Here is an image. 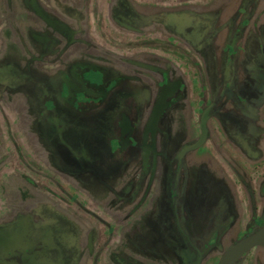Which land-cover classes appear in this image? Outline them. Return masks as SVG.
<instances>
[{
  "label": "flooded vegetation",
  "instance_id": "flooded-vegetation-1",
  "mask_svg": "<svg viewBox=\"0 0 264 264\" xmlns=\"http://www.w3.org/2000/svg\"><path fill=\"white\" fill-rule=\"evenodd\" d=\"M35 1L36 8L39 9L38 12L31 5V1L27 0L38 18L43 22L53 23L40 8L39 0ZM86 1L76 0L80 6ZM101 1L102 4L97 10L93 11L90 8V13L94 15V18L97 15V18H102V20L111 23L112 26L106 22V27L103 30L108 32L112 38L119 36L120 34L116 32L123 29L125 31H131L127 37H123L125 40H131L132 42L136 39H147L150 35L147 36L141 29H137L132 20L141 18V16L146 17L150 10H154L153 15L156 18L164 15L169 19L167 23H169L171 28L173 27V34L170 33L167 37L164 35L163 38L173 48H177L176 51H178V48L182 51L179 50V55L175 54L172 49L165 51L166 45H162L163 38H158L159 51L151 52L149 50V56H154L155 54V58H158L156 55L164 57L166 54L171 61V66L167 69L159 66L154 61L149 63L142 60L135 55L136 52L133 47L124 48L122 45L114 44L112 40L104 44L95 43L91 47V52L94 51L95 53L93 55L94 58L96 57L97 62H100L99 66L107 67L109 65H115L116 68L119 66L117 69L123 70L124 64L121 63L123 60L118 62L121 56V59L124 57L126 63L131 62L133 66L137 64L136 67L138 68L142 67L145 70H152L158 74V79L152 81V94H150L148 105L140 104L132 113L126 112L131 107L127 104L126 98L119 96V93L121 95L126 93L125 88L122 87V89L119 87V83L122 81L121 79H114L112 83L115 82L116 84L113 86L109 82L107 85L109 87L111 85V87L105 88L101 82L93 79L95 76L93 77L92 75L85 78L86 85L90 87L92 92L90 96L92 103L89 108L85 104L86 99L78 91L77 86H80V84H76V81L72 80L71 76L67 77L69 83L66 82L64 88L62 86L61 92L57 94L55 99L50 96L38 97L39 102L35 106L37 113L38 110L40 112L38 114H34L32 111L29 112L30 117H38L41 121L38 123V127L36 125L35 130L33 129L34 124L30 127V130L32 132L35 131L37 136H39L37 140H27L25 125L24 127L22 125L19 126L15 124V120L11 124L9 119L0 113L1 117H5L8 120V124L3 125L0 117V155L4 157L0 159V178L12 176L20 180L22 178L26 182L25 186L17 187L22 197L20 198V203L12 205L0 202V264H65V252L63 247L59 245L60 243H57L55 240V231L50 228L41 229L42 224H40L41 226L33 224L32 216L28 212H23V200L28 195H33L34 192L35 195L41 194L49 202L48 207L52 211L53 219L57 218L56 213L55 217L53 216L56 208L57 211H68L70 207L75 205L77 207L75 210L80 215L82 214L84 219H88L90 222L93 220L97 225L95 228L99 229V235H97L99 239L98 248L96 249V252H98L97 257L101 255L102 259L105 258L103 257L105 247L109 248L110 245H114V242H117V237L119 236L118 228L116 229L117 222L114 220L111 222L104 221L97 216L96 210H98V207L95 203H89L88 205H91L89 206L90 208L86 207L84 205L85 203L82 205L74 203L67 192L68 189L75 190L74 187L69 185L70 181L76 182L75 179L77 177L88 174L94 177L95 182L101 184L104 189V194L114 196L121 192V196H132L133 199H137V204L132 201V208L127 204V210L124 212V214L127 213L130 216H134L142 207L149 208L150 210L157 203H164L166 205V200H161V198L164 197V189L169 183L168 177L171 173L168 170L172 165L171 162H175L176 165L181 164L183 157L188 151L182 155L180 154L182 148L185 145L194 143L200 135L199 130L197 139L194 142L185 144L183 147H175L172 143L173 140H170L167 136L166 130H169L168 124L170 123L172 125L174 123V119L168 117V115L169 113L172 115L173 113L182 115L190 105H194L195 112L193 115L198 117V120L202 111L208 105L211 106L207 120V138L210 133L211 144L207 150L209 148L211 149L213 144L217 142L221 144L223 142V147L226 146L234 153L228 155L225 149L221 148L218 144L215 151L218 165H226L231 161V158L234 157L233 159H236L238 157L235 154H243L245 157V173L248 174L254 186L252 195L257 197H255L254 201V208L257 210H255L253 218L251 219L248 216V202L240 195L243 206L240 212L241 214L239 213L235 220L232 219L233 221H230L225 231L224 227L227 220L223 218L224 214L214 215L210 212V222L205 230L194 235H185L184 237H182L184 235L183 232H180L182 235L177 233L174 236L178 242V239H184V244L181 243L178 246L177 244L172 246L174 253L170 259L174 261V264H210L214 259H216L215 263L217 264L222 253L230 247H226L221 242L216 243V239L220 235L226 237L225 235H228V231L236 227L240 229L238 237L242 240L264 225V74L262 73L264 65L261 64V62H264V0L244 2L243 4L245 5L252 4L250 7L251 12L246 14V16L248 15L247 18L240 17L241 6L240 11L234 13L235 16H233L236 19L241 18L243 21H236V23L232 19L229 23L230 32L227 35L229 39H225L227 41L225 51L229 52L231 50L233 55L226 57V64L223 67L220 81L221 83L230 81L233 84L241 85L234 92L224 90L223 87L221 91V88L217 87L219 76L214 74L215 71L213 69L215 66H211L213 64V56L215 55V50L212 48L213 40L216 39L215 37L219 33L218 30H211V21L207 26L208 28L210 27V47L212 50L210 51V65L199 59L201 56L202 59L204 58L202 54L198 56L196 53V51L203 47V43H200V41L202 37L204 38L207 29V27L205 29V26H202V22L200 23L196 19L198 15L193 12V5H198V0H185L184 2L183 0ZM52 5L54 6V3ZM134 5H137V8ZM75 6L76 4L72 8H75ZM52 25H54L52 27L54 32L58 33L61 36L60 39L63 40L62 31L64 30L61 26L62 23L56 21ZM247 26L251 28L246 29ZM96 28H98L97 25ZM164 31H167L165 25ZM47 32L48 30L43 32L42 36H38L37 41L42 46L53 44V46L59 48L62 52V47L65 46L64 50L67 49L66 55L69 58L61 61V63L60 59L56 58V56L50 58V63L48 64L52 68L50 71L60 65L78 61L72 59L82 56L83 48H85V45L79 42V39H76V42L72 45L68 42L61 44V40L59 41L56 36L54 38L49 37ZM157 34L154 32L151 35L157 36ZM121 36L125 35L121 34ZM249 36H256L257 39L255 41L262 37L259 40L260 43H257V46L255 45L257 49L251 52V54H248L249 49H247V43L251 39L248 38ZM240 38L243 41V45L238 46L237 43ZM136 50L139 54L147 53L145 47H143V50L142 47ZM85 54L89 56L90 53L85 52ZM184 58L189 60V62L184 60ZM208 70H210V77H208ZM6 71L4 72L6 76H2L6 77V80H3L1 77L0 83L8 85L10 83L9 79L11 78L12 81L9 86L17 91V93H20V98L25 101H30L28 97L30 92L23 90L25 89L23 88L24 84L35 83L36 77L39 74H48L46 70L40 73L39 70L32 68L30 63L23 64L21 68L11 66ZM71 73L74 78L79 76L74 72ZM148 73L144 71V74L141 76L132 74L130 78L133 81L138 79H146V81H149L148 78L152 76L149 75V77ZM21 74L26 76L27 79L22 77ZM17 76L19 77L17 78ZM200 83L204 85L206 91L200 90ZM6 98L8 97L4 96L3 99L7 100ZM7 101L9 106L12 107L13 101L11 99ZM62 105L68 107V109H76V111L84 112L83 114L89 115L95 121H92V124H90L91 122L82 120L83 116L81 115L82 124L81 122L80 124L74 122V124L70 125L72 121L69 120L67 114L66 119L63 118L64 115L60 114L61 112H57V115H51L52 112L54 113L56 111L58 106ZM155 106H157V124L155 125L153 123L146 130ZM103 113H107L105 114L106 117L102 116ZM46 119L50 121L49 127L45 123ZM209 121L210 131L208 126ZM105 128H109L107 138L104 137ZM7 134L10 135V139ZM226 138L235 146L225 142ZM62 148L65 149L66 161L62 158ZM105 154L109 158L111 157L112 160L119 158L121 164L116 165L110 172H98V168L96 165L93 166L92 163H96L97 159ZM4 159L6 160L3 161ZM34 174H36V178H34ZM136 176L138 179H143L141 183H138L135 188L133 186L131 192L122 191L125 190L122 188V185L124 183L126 185L130 182L134 183L133 179ZM188 176H190L188 172L178 173L174 181L181 183L184 180V183L189 179ZM235 177L234 175V181L237 182V178ZM40 181H43L44 184L41 185ZM76 187L77 190H81L82 192L80 185H76ZM137 189H140V195L135 193ZM180 193L183 194L185 192L182 190ZM258 196L260 197L258 198ZM153 198L155 200L152 204L151 201ZM117 201H119V198L111 200L114 204H117ZM180 206L182 212L186 210L185 214L187 212L189 213L188 215L192 216L191 213L194 212L192 209L194 206L193 203L186 200L183 204L180 203ZM185 206L188 209H185ZM173 208L175 210L176 206L174 205ZM178 215L179 213L175 216L177 217L175 220L177 227L179 230L185 231L187 228L184 225L185 220H180ZM117 216L118 219L125 218L122 214H118ZM135 217L133 218L134 220ZM55 222L57 223L56 227L62 228L63 222ZM151 223L153 222L151 221ZM107 228L111 232V244H109V239L107 242L105 241V238H107L105 236L108 234ZM89 232V230L86 231L84 236L85 242L82 245V248L86 250V254L89 253L87 249ZM221 232L223 233L221 234ZM162 235L163 233H155L157 239L172 244V242L167 241L168 239L166 238V240ZM92 238L94 239V236L91 237V241ZM144 246L147 248L145 252L140 251L139 254H136L145 261H143L144 263L139 261V264H146L147 261L166 264V262L160 259L162 255L158 254L157 256L160 258H157L152 255V252H147V250H150L148 245ZM207 246H209L208 249L206 248ZM241 258L243 261L239 262ZM238 262L239 264H264V243L256 244L247 249L234 264H238ZM102 264L109 263L102 261ZM131 264L135 263L133 262Z\"/></svg>",
  "mask_w": 264,
  "mask_h": 264
},
{
  "label": "rangeland",
  "instance_id": "rangeland-1",
  "mask_svg": "<svg viewBox=\"0 0 264 264\" xmlns=\"http://www.w3.org/2000/svg\"><path fill=\"white\" fill-rule=\"evenodd\" d=\"M184 1L185 0H183V2ZM198 2V5H193V12L198 15V18L196 19H198L200 23H203L202 26H205V29L211 21V30H218L219 33L218 36L215 37L216 39L213 40L212 48L215 50V55L213 56V64L211 66H215L213 69L215 71L214 74L219 76L217 87L221 88V91L224 89L234 92V90L240 88L241 85L239 86L236 83L233 84V82L230 81H225L224 83H221L220 81L223 67H225L226 64V57L233 55L231 50H229V52L225 51L227 45L226 40L228 38L227 35L230 32L229 23L232 19L235 22L243 21L241 18H234V13L240 11L241 6L240 17L247 18L248 15L246 16V14L251 12L250 7L252 4H243L244 2H250V0H198ZM53 3L54 6L52 5ZM8 4L9 6H7ZM75 4V8H72ZM101 4V0H87L85 3H82L81 6L79 5V2H76V0H39L40 8L46 17L53 22L47 23L38 18L27 0H0V78L2 76H6V70H9L11 66H17L21 68V66H23V64L26 65V63H30L31 67L39 70L40 73H43L45 70L48 73L45 75H38L35 72L36 75H38L36 77V82L24 84L23 88L25 89L23 90H28L30 92L28 96L30 101L21 99L19 96L20 93H17V91L13 90L12 87L9 86L12 81L11 78L9 79L10 83L8 85L0 83V113L9 119L11 124L14 123L13 121L15 120V124L19 126L22 125L23 127L25 125L24 128L27 132V140H37L39 138L35 131L32 132L30 130V127L34 124L33 129L35 130L36 125L38 127V123L41 121L38 117H30L29 114L30 111H32L34 114L37 113L35 105L39 102L38 97L42 98L50 96L55 99L57 94L61 92L62 86L64 88L65 83H69V79L67 77L70 76L72 80L76 81V84H80V86H77L78 91H80V94L86 99L85 104L88 108L92 103L90 99L92 92L90 87L86 85L87 82L85 78H87V76L90 77V75L93 77L95 76L93 79L101 82L105 88L109 87L107 85L109 82L114 86L116 84L115 82L112 83L114 79L122 80L121 83H119V87L125 88L126 93L123 95L119 93V96H121V98H126L127 104L132 107H130L129 111L126 112L132 113L136 107L140 106V104L148 105L150 94H152V81L158 79V74L152 70H145L142 67L138 68L136 67V63H134L136 64L135 66H133L131 62L126 63L124 57L121 59V56L118 62L123 60L121 62L124 64L123 70L117 69L119 66L116 68L115 65H109L107 67L99 66L100 62H97V58H94L93 56L95 54L94 51L91 52V47L94 46L95 43L104 44L109 43V40H112L114 44L122 45L124 48L133 47L136 52L135 55L144 61L149 63L154 61L159 66L167 69L169 66H171V61L169 57L166 56V54L164 57L156 55L158 58H155V54L154 56H149V50L151 52L159 51L157 42L159 41L158 38H163L164 35L167 37L170 35V33H172L173 27L171 28L169 23H167L169 20L168 18H166L164 15H162V17L156 18L153 15V12L155 11L150 10L146 17L141 16L142 19H133L132 22H134V25L137 27V29H141L145 35L150 36L147 39L141 38L131 42V40H125L123 38L129 35L131 32L129 30H118L116 33L120 35L116 38H112L108 32L103 30V28L106 27L105 23L107 22L108 24L109 22L102 20V18H97V15H95L94 18V15L90 13V8L95 11L101 6ZM134 6L137 8V5ZM56 21L62 23L61 26L65 31H62L64 37L62 38L63 40L60 39L61 36L54 32L52 28L54 27L52 24H55ZM65 25L66 27H64ZM96 25L98 28H96ZM109 25L112 26L111 23H109ZM164 25L168 32L164 31ZM249 28L251 27H246V29ZM46 30H48L47 33L49 37L54 38L56 36L59 41L61 40V44H63V42L65 44L68 42L72 45L74 42H76V39H79V42L84 44L85 48H83L84 51L82 56L74 57L72 59L78 61L60 65L55 67L54 70L50 71L52 69L48 66L50 63V58H54V56H56V58L60 59L61 63V61H65V59L68 57L66 55L67 49L64 50L65 46L62 47V52L59 48L53 46V44L42 46V44L37 41L38 36H42V33ZM154 32L158 33L157 36L151 35L154 34ZM121 34L125 36H121ZM202 38L200 43H203V47L196 51V53L198 56L202 54L204 56V61L202 56L199 59L202 62H206L208 65H210V51H212L210 47V27H207L204 38ZM248 38L251 39L247 43V49H249L248 54H251V52L257 49L256 44L260 43L259 40H261L262 37H260V39L257 41H255L257 39L256 36H249ZM164 44L166 45L165 51L172 49L175 54L179 55V50L181 49L178 48V51H176L177 48H173L171 44L165 40V38H163L162 41L163 46ZM237 44L238 46L243 45L241 38L238 40ZM141 47L142 50L143 47H145L147 53L139 54L136 49ZM85 52L90 53L89 56H87ZM184 60L189 62V60L186 58H184ZM261 64L264 65V62H261ZM5 71L6 73H4ZM144 71L149 72L148 76L150 75L154 78H148L151 83L146 81V79H138L133 81L130 78L132 74L141 76L144 74ZM208 71V77H210V70ZM71 72H74L79 76L74 78ZM262 73L264 74V70ZM21 76L27 79L26 76H23L22 74ZM18 77L19 76H17V78ZM2 78L3 80H6V77ZM200 81H202V79H200ZM199 86L201 91H206L202 83H200ZM4 96L8 97L6 98L7 100L11 99L13 101L12 107L9 106L7 100L3 99ZM10 105H12V103H10ZM68 110L69 112H67ZM39 112L40 110H38V113ZM57 112H61L60 114L64 115L63 118L65 119L68 115L69 120L72 121L70 122V125L74 124V122H77L78 124L81 122L82 124L81 115L83 116L82 120L91 122L90 124H92V121H95V119H92L89 115L83 114L84 112L82 113L76 111V109H68V107H65L64 105L58 106L56 111L54 113L52 112L51 115H57ZM194 112V105H190V107L184 111L182 115H176L174 113L172 115L169 113L168 117H172L174 119V123L172 125L169 123V130L166 131L168 138L173 140L172 143L175 147H183L185 144L192 143L197 139L200 128L198 117L193 115ZM105 114L107 113H103L102 116L106 117ZM5 117H1L3 125L8 124V120ZM45 123L49 127L50 121L46 119ZM108 130L109 128H105L104 137L106 138L108 136ZM7 136L8 138L10 137L9 134H7ZM210 139L211 138L208 137L202 146L188 150L183 157L181 164L176 165L175 162H171L172 165L168 170L171 173V175L168 177L169 183L164 189V197L161 198V200H166V205H164V203L158 204L156 202L157 205L152 209L149 210V208L142 207L139 212L135 213L134 216H130L129 214L127 215V213L124 214L128 205L131 208L133 207L132 201L137 204V199H133L132 196H121V192H117L118 194L114 193L115 197L113 195H106L104 194V189L101 184L95 182L93 179L94 177L88 174L77 177L75 179L76 182L70 181L69 185L74 187L75 190L73 191L68 189L67 192L74 203L81 205L85 203L84 205L88 208L91 206L88 205L89 203H95L98 207V210H96L97 216H99L104 221L107 220L111 222L114 220L117 222L116 229L118 228L119 236L122 239L119 240V243L118 241L114 242V245H110L109 248L105 247V250H103V257L105 258L102 260L101 255L97 257L98 252H96L99 244V239L97 238V235H99V229L95 228L97 225L95 222H93V220L90 222L88 219H84L82 214L80 217V213L78 214L75 210V208H77L75 205L70 207L68 211H57L56 208V215L58 216L56 219H53L52 211L48 207L49 202L46 201L44 196L41 194L35 195L34 192L33 195H28L27 198L23 200V212H28V214L32 216L33 224H42V227H40L41 229L50 228L55 231V240L57 243H60L59 245L63 247L65 252V264H100V262L102 264V261H107L109 264L111 262L112 264L113 262L114 264H131L133 262L135 264H139V261L144 263L145 261L136 255L137 253L139 254L140 251L145 252L147 248L144 245H148V248H150V250H147V252H152V255L157 258H160L157 256L160 254L162 255L160 259L166 262V264H174V261L170 259L173 257L174 253L172 251V246L175 244L178 246V244H181L184 241L182 238L178 239L179 242L175 240L176 238L174 236H176L177 233L182 235L180 232H183L184 235H182V237H184L185 235H194L202 232L210 222V212L214 215L224 214L223 218L227 220V223L224 227L225 231V229L229 226L230 221H233L232 219L235 220L243 208L241 203L242 197L240 195H242L245 201L248 202V216L250 219L253 218L255 210H257L254 208L256 196L252 195L254 186L248 174L245 173L244 169L246 168L245 157L243 154H235L240 157H237L238 159H233L234 157L231 158V161L226 165H218L215 151L219 143L217 142L212 145V151L210 148L207 150L211 144ZM225 142L235 146L227 138L225 139ZM219 145L221 148L225 149L228 155H231V153L234 154L226 146L223 147V142H221ZM62 150V158L66 161L67 157L65 149L62 148ZM128 151L130 152V150ZM1 158L4 157L0 155V159ZM5 160L6 159L3 161ZM119 160V158L112 160L111 157L109 158V156H106L105 154L104 156L97 159L96 163H92V165H96L98 172H110L114 167H116V165L121 164ZM184 172L189 173V179H187L184 183V180L181 183L175 182L174 180L178 176V173ZM234 175L236 176L235 178H237V182L234 181ZM137 176L135 179H133L134 183L130 182L127 183V185L124 183L122 188L125 190L122 191L131 192L133 190V186L135 188L138 183H141L143 179H138ZM34 178H36V174H34ZM40 183L41 185L44 184L43 181H40ZM25 185L26 182L22 178L21 180L12 176L0 178V202L12 205L20 203V198L22 197L20 196V191L17 187ZM76 185H80L82 187V192L81 190L76 189ZM182 190H184L185 193L181 194L180 192ZM135 193L140 195V189H137ZM259 197L260 196H258V198ZM118 198L119 201H117V204L111 202L112 199ZM154 200L155 198L152 199V204L154 203ZM186 200L190 203H193L194 205L192 207L194 210V212L191 213L192 216L188 215L189 213L187 212L185 214L186 210L183 212L181 211L180 203L183 204L186 202ZM174 205L176 206L175 210L173 208ZM186 208L187 206H185V209ZM93 209L95 208L93 207ZM20 211H22V209H20ZM178 213L180 220H185L184 225L187 226L185 231L179 230L177 227L175 221L177 217L175 216ZM118 214L124 215L125 218L123 219L122 217L118 219ZM134 217L135 220L133 219ZM140 219L142 220L141 222ZM55 221L63 222L62 228L56 227L57 223ZM151 221L153 223H151ZM87 230L90 231L88 233V237L94 236V239L92 238V246H90V244L87 246L88 252L91 254H86V250L82 248V245L85 242L84 236ZM107 232L108 234L105 236L107 237L105 238V241L107 242L109 239V244H111V232L109 228H107ZM223 232H221V234ZM155 233H163L162 236L165 239L167 238L168 240H166L172 242V244L157 239ZM239 234L240 229L235 227L228 231V235H225L226 237H222V235H220V237L216 239V243L221 242L222 244H225L226 247H229L235 242L241 240V238L238 237ZM209 246L206 248L208 249ZM241 259L239 262L243 261V259ZM215 262L216 259H214V261H212L210 264H216ZM146 264L157 263L154 261H147Z\"/></svg>",
  "mask_w": 264,
  "mask_h": 264
},
{
  "label": "water",
  "instance_id": "water-1",
  "mask_svg": "<svg viewBox=\"0 0 264 264\" xmlns=\"http://www.w3.org/2000/svg\"><path fill=\"white\" fill-rule=\"evenodd\" d=\"M30 1H31V5L33 7H35V11L38 12L39 9L36 8V1L35 0H30ZM45 20H46V18H45ZM157 105H159V103H157ZM156 109H157V106H155V108L153 109V111L151 113L150 120L148 122L146 130L148 129V127L153 125V123H155V125L157 124L158 115L156 113ZM210 109H211V106L208 105L200 114V117H199L200 135H199L198 139L192 144L185 145L182 148L180 154L183 155L187 150L199 147L206 140L207 134H208L207 120L209 118ZM88 238H89L88 239V241H89L88 245L90 244V246H92L91 237H88ZM259 243H264V225L259 230H257L256 232L250 234L249 236L243 238L242 240L236 242L235 244H233L229 248H227L222 253L217 264H234L238 260V258L247 249H249L250 247H252L256 244H259Z\"/></svg>",
  "mask_w": 264,
  "mask_h": 264
},
{
  "label": "crops",
  "instance_id": "crops-1",
  "mask_svg": "<svg viewBox=\"0 0 264 264\" xmlns=\"http://www.w3.org/2000/svg\"><path fill=\"white\" fill-rule=\"evenodd\" d=\"M208 126H209V131H210V121H209V125H208ZM209 137H210V133H209ZM55 213H56V211L54 210V212H53V216H54V217H55ZM78 214H79V213H78ZM57 216H58V215H57ZM80 216H81V215H80ZM120 239H122V238H121L120 236H118V237H117V241H118V243H119V240H120ZM126 241H128V240H126ZM101 259H102V258H101Z\"/></svg>",
  "mask_w": 264,
  "mask_h": 264
}]
</instances>
